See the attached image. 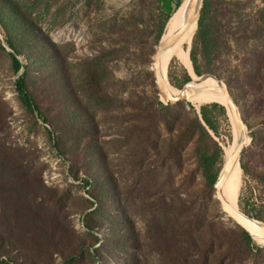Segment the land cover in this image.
<instances>
[{"label": "rangeland", "instance_id": "rangeland-1", "mask_svg": "<svg viewBox=\"0 0 264 264\" xmlns=\"http://www.w3.org/2000/svg\"><path fill=\"white\" fill-rule=\"evenodd\" d=\"M245 1L243 13L253 20L262 1ZM159 16L157 0H0V143L41 177L47 189L41 210L56 220L62 233L53 242L56 246L34 237L33 244L46 252L39 264H184L182 241L168 235L198 206L205 207L211 220L234 227L213 189L211 199H203L191 142L184 143L177 169L161 158L148 165L156 158L138 144L143 133L155 137L149 111L155 98L160 100L151 66ZM195 31L181 36L168 62L173 72L186 67L191 80L199 77L189 69L184 41L190 50ZM4 37L23 65L18 72ZM233 55L239 56L237 51ZM168 67L169 86L180 89L169 82ZM22 72L47 123L19 99L14 81ZM237 88L235 97L244 103L251 123L243 149L249 172L240 168L233 203L245 213L240 203L248 201L252 207L264 201V180L252 175L264 172V84L258 91L245 83ZM199 101L179 102L198 110ZM158 129L164 138L166 131L161 125ZM218 130V135L210 134L227 157L233 142L228 115ZM136 154L146 159L141 167ZM178 193L173 198L178 210L171 215L163 199ZM198 255L192 250L189 258Z\"/></svg>", "mask_w": 264, "mask_h": 264}, {"label": "trees", "instance_id": "trees-1", "mask_svg": "<svg viewBox=\"0 0 264 264\" xmlns=\"http://www.w3.org/2000/svg\"><path fill=\"white\" fill-rule=\"evenodd\" d=\"M183 1L157 0L160 16L156 25L155 42L163 36L165 24ZM261 1L263 6L260 13L250 20L243 13L247 3L245 0H204L190 50L189 42L184 41L194 74L212 75L224 82L248 129H251V123L247 121V111L244 103L242 105L237 101L235 91L244 83L256 91L264 84V48H259L264 45V0ZM4 41L13 50L10 53L12 66L18 72L23 67L18 53L8 38L4 37ZM234 51L241 56L233 55ZM233 59H238L239 62L233 64ZM168 79L173 86L182 88L191 80V75L183 66L173 72L170 64ZM14 82L22 105L29 111L36 112L38 118L47 123L34 97L26 89L24 72ZM214 102L222 104L210 99L197 102V107L201 105L198 112L193 108L186 109L181 102L164 104L155 98L153 109L149 111L150 120L155 122L152 128L155 137L143 133L138 139V144L144 145L143 153L149 154L151 151L156 158L148 161V165L155 166L159 158L167 159L165 162L170 169L179 168L184 143L191 142L203 199H211L223 155L226 157V152L210 134L212 132L218 135L219 121H227L225 107ZM160 125L166 131L164 138L158 129ZM48 132L51 133V130L48 129ZM250 136L252 141L257 139L253 131ZM244 154L242 151L240 168L243 173H248ZM142 155L136 154L139 167L146 160ZM104 170L106 173V168ZM252 175L264 180L262 171L255 170ZM89 180L87 177L85 183L90 184ZM46 192L41 177L31 172L23 161L4 150L0 143V264H39L46 252L44 253V247L40 244H33L34 237L48 243V246H56L53 244L55 239L62 238L56 220L49 218L41 210V199ZM178 195L180 194L169 195V200H166V196L163 199V208L171 215H175L178 210V203L173 200ZM38 198L41 199L38 201ZM236 199L238 205V194ZM240 206L246 214L264 220V201L252 207L245 201ZM192 214L181 220L178 231L172 229L168 235V239L182 241L181 252L186 254L183 256L184 264H264V247L256 243L242 228L236 224L228 227L220 221L211 220L204 206H198ZM57 234L59 237H56ZM192 250L199 253L195 259L189 258Z\"/></svg>", "mask_w": 264, "mask_h": 264}, {"label": "water", "instance_id": "water-1", "mask_svg": "<svg viewBox=\"0 0 264 264\" xmlns=\"http://www.w3.org/2000/svg\"><path fill=\"white\" fill-rule=\"evenodd\" d=\"M203 1L204 0H187L184 9L185 10L184 11L185 23L183 24L184 27L189 26L190 23L196 20V28H197V20L200 15V10L202 8ZM177 34H178V30L170 37L163 40L160 39L153 54L151 66L154 72L155 82L158 87L160 100L163 101L164 103L176 104L179 101L189 99L200 90H212L224 96L226 105L220 104L218 102H214V103H218L225 107L227 115L229 116L233 125V131L235 134L233 140L236 137V143L230 155L224 158L221 169L213 184L214 197L218 201L221 211L226 215L228 219H230L234 224L242 228L258 244L264 245V222L243 213L242 211H240L239 208L238 209L234 208L224 198L222 194V189L224 187V184L229 174L231 173L232 169L234 168L236 162L240 165V158L242 151L248 143V136L246 135V125L240 116L238 107L234 102L229 90L227 89V87L225 86L222 80L212 75H202V76H197L202 78L201 81H204L207 78H211L216 82V85L194 87L190 85V83L193 81L191 80L190 82L184 84L182 88L177 89L178 93L174 95L170 91L168 81L164 82V80L162 79L160 67L158 65L159 54L161 53V50L164 46L170 44L175 39ZM191 69H192V65H191ZM199 107L197 110L198 112H199Z\"/></svg>", "mask_w": 264, "mask_h": 264}, {"label": "bare ground", "instance_id": "bare-ground-1", "mask_svg": "<svg viewBox=\"0 0 264 264\" xmlns=\"http://www.w3.org/2000/svg\"><path fill=\"white\" fill-rule=\"evenodd\" d=\"M186 2H187V0H184L182 2L183 4L181 3L182 8L170 20L169 29H168L167 33L165 34L164 38L161 37L162 40L166 39V38L170 37L171 35H173L178 30V34L175 37V39L170 44H168L162 48L161 53L159 54V57H158V65L160 67V72H161L162 79L164 80V82H167L166 72H167L168 62H169V59H170V56L172 54V51L174 49L175 44L181 38L182 35L191 33L195 29V26H196V20H194L192 23H190L189 26H187V27L183 26V24L185 23V12H184L185 10L184 9H185ZM189 69L191 70V67H189ZM192 76H193V74H192ZM201 80H202V78H200V77L195 78L190 83V85H192L194 87L216 85V82L211 78H207L204 81H201ZM196 82H199V83H196ZM169 88H170V91L172 92V94L175 95L178 93V90L176 88H173L171 86H169ZM190 99H199V100L210 99V100L219 101L222 104L226 105L224 96L221 95L220 93L212 91V90H200L195 95L190 97L189 100ZM234 135L235 134L233 131V137H234ZM235 143H236V137L232 142V147L227 152V156L230 155L231 151L233 150V148L235 146ZM239 171H240V165L236 162L234 168L232 169L231 173L229 174V176H228V178L224 184V187L222 189V194H223L224 198L236 209H238V207L233 203L235 201L236 185H237V181H238V177H239Z\"/></svg>", "mask_w": 264, "mask_h": 264}]
</instances>
